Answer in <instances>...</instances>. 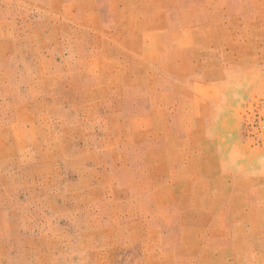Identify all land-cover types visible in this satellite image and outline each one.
<instances>
[{
    "label": "rangeland",
    "instance_id": "1",
    "mask_svg": "<svg viewBox=\"0 0 264 264\" xmlns=\"http://www.w3.org/2000/svg\"><path fill=\"white\" fill-rule=\"evenodd\" d=\"M0 264H264V0H0Z\"/></svg>",
    "mask_w": 264,
    "mask_h": 264
}]
</instances>
